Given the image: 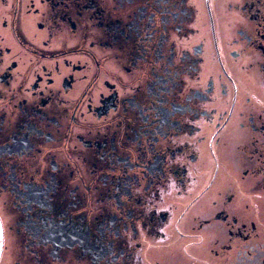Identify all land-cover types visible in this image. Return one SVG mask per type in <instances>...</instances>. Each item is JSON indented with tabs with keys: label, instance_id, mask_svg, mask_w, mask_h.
<instances>
[{
	"label": "flooded vegetation",
	"instance_id": "af4514ba",
	"mask_svg": "<svg viewBox=\"0 0 264 264\" xmlns=\"http://www.w3.org/2000/svg\"><path fill=\"white\" fill-rule=\"evenodd\" d=\"M0 264H264V0H0Z\"/></svg>",
	"mask_w": 264,
	"mask_h": 264
}]
</instances>
